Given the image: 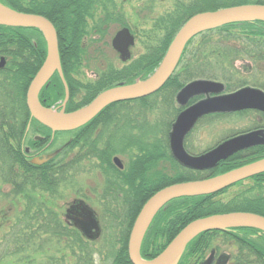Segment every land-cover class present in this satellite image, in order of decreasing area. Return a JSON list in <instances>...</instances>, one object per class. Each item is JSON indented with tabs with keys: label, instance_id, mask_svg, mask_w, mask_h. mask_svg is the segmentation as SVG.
Masks as SVG:
<instances>
[{
	"label": "trees",
	"instance_id": "1",
	"mask_svg": "<svg viewBox=\"0 0 264 264\" xmlns=\"http://www.w3.org/2000/svg\"><path fill=\"white\" fill-rule=\"evenodd\" d=\"M1 1L17 10L43 14L54 23L58 33L61 60L65 75L70 83L72 80L71 68L82 63L86 57L84 38L88 33L89 20L94 19L95 14L100 10L98 16L100 23H97L95 31L103 32L105 25L116 18L115 11H111L107 7L108 3H112L113 0ZM248 2L264 4V0L177 1L172 11L155 20L154 29L163 30V35L159 36L156 33L157 43L148 45L143 54L123 66L122 69L106 70L99 82L88 85L89 94L84 95L80 103L74 102V99L71 98V108L89 102L99 91L113 85L116 81H132V78L137 74L147 72V70L149 73L152 72L154 67L159 64L180 26L194 13ZM123 24L126 23L123 22ZM234 25L249 31L248 35L250 36H247L249 40L257 39L256 36L262 39L264 33V21L262 20L228 23L217 30H229ZM33 38L37 41L36 44ZM224 39L226 40L222 41L230 44L228 38ZM200 41L196 43L195 52H191L184 65L183 73H186V76L183 78L181 76L183 80L195 75H213L212 72L211 74L209 72L211 62L202 59ZM230 48L224 45V48L220 46V50H218L219 47L213 45L209 51L214 54L218 50L222 55L224 49L232 50L231 46ZM0 54L8 57L6 67L0 70V181L10 187L5 195V201H9L11 210L7 213L4 206L0 208V264H7L11 260L18 264H97L96 255L102 257L103 264H133L129 256L128 239L130 229L142 204L127 207L124 215L121 214L123 221L110 224L113 233L102 231L98 237L90 238L79 226L63 221L53 204L54 197L60 192L61 186L67 182L70 176L73 177L74 168L77 167L76 170H78L84 161L78 160V165L75 166V160H70V152H68L59 161L54 158L41 165H33L23 155L21 146L28 123L31 119L34 122H39L31 117L26 94L31 79L47 54V42L43 33L38 28L0 24ZM220 55L216 57H220ZM228 56L231 59L232 56ZM227 60L229 59L220 58L219 63H216L217 68H223L224 74L226 76L229 74L224 77L232 79L233 68L227 69L233 63L232 60L226 62ZM180 81L181 79L177 78V82H179L177 88L181 84ZM168 84L169 82L165 84L164 88H167ZM71 94L74 95L73 89ZM64 96V85L59 74L56 73L42 88L40 98L43 104L50 105ZM148 97L137 99L142 107L136 109L137 115L140 119V116H143L142 119L145 117L144 124H148L146 117L148 115L146 114L153 109L151 104L145 101ZM120 103L121 101L112 105ZM154 130L153 127L145 128L143 125L141 136L151 137L152 134L154 135ZM149 147H151V143L142 145L143 150ZM174 163L173 175L167 176L166 181L154 187L148 197L165 185L201 177L191 171H180L177 167L182 166ZM116 172L118 173V171ZM261 174L262 176L256 181V185L260 189L264 186V172ZM149 178L151 177L146 176L145 180L152 181ZM157 178L160 182L159 178L161 177ZM224 192L225 190H220L205 195L183 196L169 201L157 212L151 222L142 241V255L151 258L159 254L184 225L198 217L235 210L252 211L264 215V191L260 190L252 195L250 189H243L231 193L227 198L222 196ZM22 196H25L26 200L21 207H17L18 200ZM13 203H15V208H13ZM12 210L14 211L12 212ZM107 214L116 217V219L120 218V214L110 208L105 209V218ZM164 219H166V224L163 225L160 232L158 228L161 227L160 224ZM117 227L121 228L120 235L114 233V229ZM243 228L241 229L244 232L243 237H236L233 233L229 234L233 238L232 242L235 247L230 242L228 247L235 248L236 251L232 255L235 261L242 260L246 264L247 258L253 257L257 251L260 253L264 251V245L261 243L262 238L261 240H252L246 235L254 230L250 227ZM218 231L215 230L212 234ZM160 233L164 234V238H167L161 243L157 238ZM208 233L203 232L190 241L187 246L190 249V254H197L209 245L215 236H210ZM227 239L225 237L224 240ZM52 246L60 249L58 256L51 251L45 253L50 248L52 249ZM41 254L44 256L42 257ZM185 255L178 264H187Z\"/></svg>",
	"mask_w": 264,
	"mask_h": 264
},
{
	"label": "water",
	"instance_id": "2",
	"mask_svg": "<svg viewBox=\"0 0 264 264\" xmlns=\"http://www.w3.org/2000/svg\"><path fill=\"white\" fill-rule=\"evenodd\" d=\"M246 20L264 21V4L248 2L237 5L199 11L191 15L176 32L164 57L155 71L144 79L133 82H120L100 92L92 101L78 109L65 111L44 106L39 93L55 71L61 75L66 97L69 88L64 77L58 42V33L54 23L45 15L17 10L0 1V24L8 26L39 28L47 41V55L39 70L32 78L27 90V106L31 116L55 130H69L80 127L90 121L107 105L129 99L148 96L160 89L178 66L189 40L197 34L224 24ZM135 43V36L129 27L120 28L112 39L113 47L123 60L131 56L130 47ZM5 64V57L0 60V67ZM225 89L221 81L196 78L187 82L177 93V100L186 104L188 100L202 93L205 98L185 107L176 117L170 133V143L175 158L182 164L195 169L215 167L239 149L251 145L252 133H244L223 140L212 149L193 155L184 147V137L203 115L211 112L232 111L247 107L264 110V91L244 86L232 92L220 93ZM217 93L211 96V93ZM48 156L35 157L34 162L42 163ZM118 162L119 159L116 158ZM264 172V158L244 164L213 176L174 182L154 192L143 204L134 220L128 242L129 256L133 264H178L187 244L198 234L211 229H227L234 226L255 227L264 231V215L252 211L236 210L214 213L195 218L188 222L155 257L147 259L141 254L144 235L156 213L172 199L182 196H197L220 191L229 185ZM84 213L69 209L77 222L91 238L100 235V226L90 208H82ZM76 213L78 214L76 216Z\"/></svg>",
	"mask_w": 264,
	"mask_h": 264
},
{
	"label": "flooded vegetation",
	"instance_id": "3",
	"mask_svg": "<svg viewBox=\"0 0 264 264\" xmlns=\"http://www.w3.org/2000/svg\"><path fill=\"white\" fill-rule=\"evenodd\" d=\"M125 26L129 27L131 33L135 35L130 26L123 25L122 27ZM256 37L257 39L249 40L247 44L245 43L240 44L236 52L237 53L242 52V54H237L236 55L237 57L235 58L236 60L238 59V57L240 58V56L247 57L248 60L246 62L247 67H245L244 71H246V73L249 72V74L255 77V79H251L249 74L247 78H242V76L243 77L246 76L241 74L242 79L239 81L240 83L231 84L232 79H227L224 76L223 79L222 78L220 79L218 77L215 78L216 76L214 74L213 75L203 74V75H199V77L193 76L189 79L183 80L182 78L183 76H186L185 75L186 73H183L182 71L181 72L175 71L166 81V83L169 82V84L166 86L167 88H164L166 84L165 83L160 89L149 95V97L147 96L148 99H146L145 101H151L153 103L152 106L156 107L154 112L157 109L162 110L161 111L162 113L163 110L165 111V113L169 110L170 112L172 111V113L174 114L173 119L169 124L167 123V126L164 128V131L162 132L160 131L158 133L156 129V131L155 130L153 131L154 135L152 134L151 137H142L141 119L137 115V111H136V109L138 108L137 104H139L140 106V101H137V99L139 98L123 100L118 105L115 104L112 105L113 103L107 105L99 113H97L90 121H88L87 123H85L80 127L71 130L54 131L52 128L45 125L44 123L42 122L37 123L32 121L31 119L24 132V137L21 146L25 159L33 165H41L54 158L55 160L58 159L57 161H59L61 157L67 155L68 152H70L69 158L70 160H75L74 163L75 166L78 165L77 164L78 160L81 159L84 162L87 161L90 162L93 169L95 168L96 170L100 171L102 177V182H101L102 186L100 190H98V192L94 194V197L98 195L100 206L106 205L107 208H110L113 206L119 207L120 205L124 207L139 206L143 200H146L151 196L150 195L148 197V194L154 189V187L166 181L167 176L173 175L174 166H175L174 162H176L179 166L183 167V168L177 167L180 171H191L197 175H201L200 178H205L223 173L230 169L264 158V110L257 107H247L232 111H219V112L208 113L206 115H203L201 118H199L198 121L194 124V126L185 135L184 147L187 150V152L193 155H199L201 153H204L212 149L213 147H215L225 139L244 133H252V138L254 142L251 145L239 149L238 151H236L226 159L220 161L219 164L216 165L215 167L208 169H195L182 164L175 158L170 143V133L172 130V126L180 111L183 110L185 107L206 97V94L202 93L200 95H195L191 97L188 100V102L184 105L179 103L177 100V93L187 82L196 78H207V79L221 81L225 84V89L220 93L232 92L244 86H252L262 89L264 91V33L262 34V39H259V36ZM33 41L35 44L37 43L35 38H33ZM203 43L200 42V44ZM219 43L223 44L226 42L219 41ZM134 44L130 47L131 56L128 59L123 60L121 58V55L119 54L121 60L124 62L123 66L131 62L130 59H132L133 56L132 47L134 46ZM204 53L205 52L201 50L202 59L206 60L207 56L204 55ZM220 54L221 52L218 50H216L214 53V55L216 56ZM2 57H5V64L2 67H0V70L5 68L8 63V57L4 54H0V60ZM84 64L85 63L82 62L71 68L70 75L72 80L70 83L65 75V70L62 63L64 77L66 79L69 88V97L65 105H64V100L66 97V87L58 71H55L54 74L56 73L59 74L65 88V96L63 98L56 100L50 105H45L43 104L40 98V93H41L40 91L39 99L41 103L44 106L53 107L58 110L62 109L63 107L65 108V111L78 109L81 106L92 101L100 92L105 90V88L99 91L89 102H86L85 104L73 109L71 108L70 105L71 98L74 99V102L80 103L83 99V96L89 94L88 91L90 90V88L88 87V85L99 82L103 77V73L106 70L108 71L109 68L122 69L123 67V66L122 67L118 66V67L105 68L103 69L105 71L102 74H100L97 79L93 81L90 80L88 82H84L81 80L80 77L77 76L80 70L79 68L81 67V65ZM138 76L141 77L142 73H140ZM143 78L144 77H141L140 79ZM177 78L181 79L180 81L181 84L178 88L176 87L177 84L179 83L177 82ZM50 79L48 80V82L50 81ZM133 81L136 80H132V81L120 80L111 86L117 85L120 82L129 83ZM48 82L45 85H47ZM72 89L74 95L71 94ZM214 94L217 93L212 92L211 96H213ZM173 105L176 106L174 107L175 108L174 110L172 109ZM151 115H153V113H151ZM214 115L217 117L218 116L235 117L236 115H243L244 117L247 118V120H242L243 122L238 120L229 121V123L225 127H222V131L220 132L219 136L216 138L217 139L216 142L212 146H209L201 150L193 148L192 145L194 144V142H196V138H194L195 136L193 134L195 132V129L197 128V125L200 124L201 120L206 116H214ZM160 124H163V121L156 122L154 124L156 126L153 125L149 127H153L154 129L155 127L159 128ZM40 128H42L41 130H44L45 132H47V130L45 129L48 130L50 129L52 131V134L50 132H48L47 134L52 136H55L56 135L55 133L60 131H73L75 132V134L70 139V141L68 140L66 142L64 149H58L56 151L48 152L50 149L49 145H51L50 144L51 142L46 140L47 135L46 136L42 135L40 133H37L35 130H33ZM160 128H162V126ZM32 132L35 133L33 136V140H29V135ZM146 143H151V147L146 148V150L145 149L143 150L142 145ZM44 156H48V159L42 163L33 161L35 157L42 158ZM116 158H118L120 162H118ZM76 168L74 169L76 170ZM116 171H118V173ZM146 176L151 177L149 179H152V181L150 182L146 181L145 180ZM261 176L262 174L258 173L250 177H247L245 179L239 180L229 185L228 187L224 188L223 191L228 190L230 187L242 186V184L247 180H251L254 183L247 186L244 189H250L251 191L253 190L264 191V186L261 187L260 189L259 186L256 185V181H258V178ZM157 177H161L159 178L160 182ZM129 199H131L132 201H130ZM86 204L88 203L82 197H74L73 201L69 203V205H71L70 209L73 210L76 209L79 213L82 214L84 213L82 208H92L90 204L88 205ZM71 215H75V214H73L72 212H68L67 217L69 219L66 220V223L79 226L71 218ZM77 215L78 214L76 213V216ZM100 227L102 234L101 222H100ZM243 227L245 226H234L224 230L211 229V230L203 231V232H209L208 234L210 236L211 235H213V237L215 236L214 239L212 238V241L216 240L215 244L212 243L211 241L208 246L202 249V251H199L197 254H193V256L185 255L186 256L185 262H187V264H245L244 263L245 261L242 260L235 261L232 255L233 253H235L236 250L235 248L230 249L228 247L229 242L235 247L234 243L232 242L233 238L230 237L229 234L233 233L236 237H243L244 232L241 231V229H244ZM250 228L254 231L248 232V234H246L248 238L252 240H261L262 238L261 243L264 245V231L255 227H250ZM215 230H219V231L212 234V232H214ZM225 237L228 238L227 239L228 242H226L227 240L226 241L224 240ZM187 246L180 260L184 256ZM246 264H264V251L261 253L257 251V253L253 257L250 256L249 258H247Z\"/></svg>",
	"mask_w": 264,
	"mask_h": 264
},
{
	"label": "rangeland",
	"instance_id": "4",
	"mask_svg": "<svg viewBox=\"0 0 264 264\" xmlns=\"http://www.w3.org/2000/svg\"><path fill=\"white\" fill-rule=\"evenodd\" d=\"M181 1V0H113L112 3H108L107 7L111 11H115V19H112L107 25H105V30L103 32L100 31H95L97 23L99 24V15H100V10L97 11V13L94 16V19L89 20V29L88 33L84 38V45L86 47V57L84 58V65H81L79 68V72L77 74L78 77L81 78L82 81L88 82V81H93L98 78L100 74H102L105 70V68L109 67H122L124 62L120 58V53L113 47L112 45V38L115 34V32L122 27L123 25H128L131 27L132 31L134 32L136 36V42L134 46L132 47L133 50V56L132 60L137 58L139 55L143 54L146 50L148 45L150 44H156L157 39H156V33L157 35H163V30L157 29L155 30L154 24L155 20L168 13L169 11H172L175 8L176 2ZM183 1H189V0H183ZM125 22L126 24H123ZM249 31H246L243 27H240L238 25H234L229 28V30L226 29H212L208 30L206 32L200 33L196 35L193 39L192 42L188 44L186 48V52L184 56L182 57V60L178 66V69L176 72H183L184 65L187 62V59L190 57L191 52H195L196 48L195 45L197 42H205L203 44L199 45L201 46V49L205 52L204 55L207 56L208 62H211L210 64V74H214L216 77L215 78H222L223 76H226L224 74L223 68L220 70L218 65L216 64L217 62L219 63L220 58L223 59H229L234 62L233 65H230V67L227 70H230L233 68L232 74V80L231 84H236L240 83L239 81L242 78H247L249 72L246 73L244 71L245 67H247L246 62L247 57L246 56H240L238 59L235 60L237 57V54H242L237 53V48L240 44H247L249 39L247 38ZM224 38H228L230 44L228 43H223L220 44L219 41L226 40ZM218 46L220 50V46L224 48H230L232 47V50H225L220 57H216V55L210 53L209 50H211L212 46ZM231 49V48H230ZM231 52V53H230ZM47 55V54H46ZM228 55H231V59ZM46 58V57H45ZM205 60V61H207ZM227 60L226 62H230ZM235 67V70H234ZM40 68V67H39ZM110 69V68H109ZM108 69V70H109ZM155 69V67H154ZM152 70V72L154 71ZM38 71V70H37ZM36 71V72H37ZM145 71L142 73L141 77H147L152 73ZM36 74V73H35ZM34 74V75H35ZM245 75L246 77H243L242 75ZM137 74L132 80H138L141 77L138 76ZM229 75V74H228ZM227 75V76H228ZM226 76V77H227ZM242 76V78H241ZM251 79H255V77L251 76ZM194 77H199L195 75ZM118 81L114 82L113 84L117 83ZM165 95V94H164ZM148 104H151V107L153 110H149V112L146 114L148 118V124H144L143 122L146 120L145 117L142 119L143 116H141V126L145 125V128L148 126H153L156 122H161L163 121V124H160L159 128L155 127V131L157 129L158 132L164 131V128L167 126V123L169 124L171 120L173 119L174 114L172 111L170 112L169 110L165 113L163 110V113L161 112L162 110H154L156 107L152 106L151 101H147ZM138 107L139 104H137ZM176 107L173 105L172 109L174 110ZM142 108V107H141ZM159 108V107H158ZM161 108V107H160ZM169 108V106H168ZM153 113V115H151ZM129 114V113H126ZM156 116V117H155ZM145 119V120H144ZM231 120H247L246 117L243 115H236L235 117L233 116H206L201 120V123L197 125V128L195 129L194 132V138H196V142L192 145L193 148L195 149H204L209 146H212L216 142V138L219 136L220 132L222 131V127H225L229 121ZM243 122V121H242ZM156 126V125H154ZM162 126V128H160ZM170 126V125H169ZM40 129H33L37 133H40L42 135H47L46 140L50 141L51 145L50 149L48 152L56 151L58 149H64L66 142L73 137L75 132L73 131H60L56 132L55 136L48 135L47 133L50 132L52 134V131L49 129L47 132L44 130ZM142 133V131H141ZM34 132H32L29 135V140H33ZM44 136V138H45ZM29 143V142H28ZM46 152V151H45ZM128 160V159H127ZM130 161V160H129ZM73 177H69L67 182H64V184L61 186V190L54 197V206L59 212L60 218L63 219V221L66 222L67 219V214L69 212L70 206L69 203L73 201L74 197H82L86 200L88 204L92 206V210L97 213L98 218L101 222L102 225V231H106L107 233H113V229L111 228V223H117V222H122L123 217L121 214L124 215L125 210L127 207L124 206H119V207H110L114 212H117L120 214V218L116 219V217H111L110 215L107 214V217L105 218L104 216V211L107 209L106 205H101L99 204V198L98 195L94 197V194L98 192L101 188V182H102V177L100 174V171L96 170L95 168L93 169L92 165L90 162H84L83 164L78 167V170H76L72 173ZM254 182L251 180L245 181L242 186H234L230 187L228 190H226L222 196L224 198H227L231 193L233 192H238L240 190H243L247 186L253 184ZM8 184L3 183L0 181V208L5 207L4 210L7 211V213L11 212L10 210V203L9 201H5V195L7 194L9 190ZM256 190H253L250 192V194H255ZM96 198V199H95ZM26 200V197L22 196L19 198L17 207H21ZM147 200V199H146ZM142 201L141 204L145 203V201ZM15 203H13V208H15ZM86 204V205H88ZM141 206V208H142ZM140 208V209H141ZM139 209V211H140ZM1 210V209H0ZM14 210H12L13 212ZM139 213V212H138ZM106 215V214H105ZM138 215V214H137ZM136 215V217H137ZM135 217V218H136ZM74 222V221H72ZM166 224V219L161 222L158 230L161 232L163 225ZM133 226V225H132ZM132 229V227H131ZM130 229V231H131ZM120 230L118 227L114 229L115 235H120ZM163 233V232H162ZM160 233V235L157 236L159 242L161 243L162 241L166 240L167 238H164V234ZM130 234V233H129ZM130 236V235H129ZM214 241V242H213ZM212 243L215 244L216 240H213ZM129 242V239H128ZM220 244V243H218ZM223 249V248H222ZM60 249L54 248L52 246V249L50 248L47 250L45 253L48 251L53 252L57 256L60 254L58 251ZM190 249L187 247L185 254L187 256H193V254H190ZM43 257L44 255L41 254ZM102 257L99 255H96V262L97 264H103ZM8 262V261H7ZM7 264H18L13 260L9 261Z\"/></svg>",
	"mask_w": 264,
	"mask_h": 264
}]
</instances>
